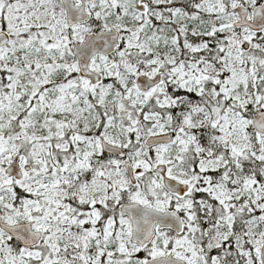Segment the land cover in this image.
Listing matches in <instances>:
<instances>
[{
  "label": "snow or ice",
  "instance_id": "6c2138e0",
  "mask_svg": "<svg viewBox=\"0 0 264 264\" xmlns=\"http://www.w3.org/2000/svg\"><path fill=\"white\" fill-rule=\"evenodd\" d=\"M0 264H264V0H0Z\"/></svg>",
  "mask_w": 264,
  "mask_h": 264
}]
</instances>
